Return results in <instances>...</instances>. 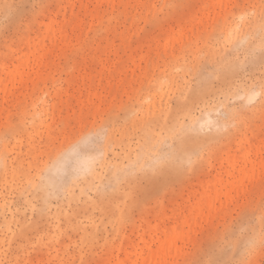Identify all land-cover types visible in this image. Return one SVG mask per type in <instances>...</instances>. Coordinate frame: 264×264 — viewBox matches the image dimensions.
I'll use <instances>...</instances> for the list:
<instances>
[{
	"label": "rangeland",
	"instance_id": "obj_1",
	"mask_svg": "<svg viewBox=\"0 0 264 264\" xmlns=\"http://www.w3.org/2000/svg\"><path fill=\"white\" fill-rule=\"evenodd\" d=\"M182 219L168 264H264V0H0V264L140 262Z\"/></svg>",
	"mask_w": 264,
	"mask_h": 264
},
{
	"label": "bare ground",
	"instance_id": "obj_2",
	"mask_svg": "<svg viewBox=\"0 0 264 264\" xmlns=\"http://www.w3.org/2000/svg\"><path fill=\"white\" fill-rule=\"evenodd\" d=\"M27 54H32L31 51L27 52ZM188 134V135H187ZM189 136L188 131L184 130L179 134V137H181L182 142H186L185 140ZM194 145V143H192ZM85 160V159H84ZM84 164L85 162L82 161ZM87 166V165H86ZM254 166L252 165L250 168L247 167L245 164L242 172L243 174H246L247 181L251 183L253 181V172ZM243 177V176H242ZM240 176L237 178V176H234V180L232 183L229 184L231 187V190L233 188H240L243 186L242 178L239 179ZM244 178V177H243ZM245 180V179H244ZM218 181H213L209 185L210 190H215L216 184ZM217 191V190H215ZM214 195V194H213ZM208 195L206 198L203 199L202 204L206 206L207 214L204 215V217L208 218L210 216H214L217 214V208L213 207V202L217 200L218 193L215 192V195ZM226 198H231L230 191H226L225 194ZM201 205H198L197 208H201ZM197 209V210H198ZM202 214V213H201ZM203 217V216H202ZM190 220L187 221V219H182L177 226H172L165 229L157 228H151L147 229L146 233L149 236V241L145 243L144 247L147 250L146 257L142 258L140 262H137L136 259H133L131 257L132 252H127L125 254V257L121 260H117L115 262L109 261L108 264H168V260L170 258H173L176 256L177 250L180 249L178 246V243H184L185 237L187 235V231L185 230V226H188L190 224ZM153 235V236H152ZM162 236V238H161ZM152 244H155V249L151 247ZM132 250H134V244L131 245ZM152 248V249H151Z\"/></svg>",
	"mask_w": 264,
	"mask_h": 264
}]
</instances>
